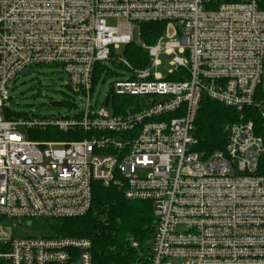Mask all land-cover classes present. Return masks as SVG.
<instances>
[{"label":"built area","instance_id":"1","mask_svg":"<svg viewBox=\"0 0 264 264\" xmlns=\"http://www.w3.org/2000/svg\"><path fill=\"white\" fill-rule=\"evenodd\" d=\"M161 22L163 35L143 44L141 25ZM132 43L147 68L113 57ZM162 55L166 79L154 73ZM109 61L130 77L96 109L107 73L96 70ZM38 66L62 69L69 113L5 119L9 82ZM115 97L130 100L123 114L108 110ZM203 98L241 118L248 108L264 114V0H0V264H93L89 240L15 231L84 217L95 182L152 204L150 264H264V139L241 119L225 126L227 145L203 157ZM49 129L53 140L30 139Z\"/></svg>","mask_w":264,"mask_h":264},{"label":"trees","instance_id":"2","mask_svg":"<svg viewBox=\"0 0 264 264\" xmlns=\"http://www.w3.org/2000/svg\"><path fill=\"white\" fill-rule=\"evenodd\" d=\"M166 23H149L141 25L140 39L149 46L163 35ZM125 59L135 69L149 66L147 52L136 44H129L125 49ZM121 66V65H119ZM122 67V66H121ZM105 67L98 66L97 74ZM179 75L170 77L179 81ZM128 98L115 97L114 113L123 114ZM25 113L13 114L5 111V119L23 117ZM241 118L236 111L221 104L203 98L195 122V151L208 157L228 143L225 126L230 123L252 120L255 132L264 139V114L258 108H248ZM53 129L45 133L30 135L38 141L53 140ZM60 140L67 137L59 136ZM258 175L264 176V155L259 164ZM154 217L152 204L147 201H130L118 186H105L100 182L93 184V205L82 218L53 221L49 224L50 237H70L89 240L92 244L93 264H150L151 246L154 234ZM137 243L138 248L132 246Z\"/></svg>","mask_w":264,"mask_h":264},{"label":"rangeland","instance_id":"3","mask_svg":"<svg viewBox=\"0 0 264 264\" xmlns=\"http://www.w3.org/2000/svg\"><path fill=\"white\" fill-rule=\"evenodd\" d=\"M115 23H117V21L108 20V24ZM125 49L126 46H121L119 49L113 50V57L116 61L119 62L125 59ZM160 61L161 65L154 69V73L166 79L169 77L171 71V58L162 55ZM118 62L109 61L101 65L106 68L107 73H102L99 84L95 86L92 101L93 104L96 105V109L106 105L109 88L114 81L121 78L128 79L130 77L129 73L117 64ZM122 74L123 77L120 76ZM178 78L181 80L180 76H178ZM64 81L62 69L57 66H38L26 69L23 73L18 75L15 80L8 84V92L11 99L7 105L8 111L15 115L28 113L51 118L69 113L68 108L72 102L71 98L73 97L65 87ZM127 101L128 100H126L125 103H127ZM108 110L113 113V100L108 103ZM72 139L76 138L69 137L66 140ZM31 140L36 141L34 139ZM40 140L41 139H39L38 142H43ZM52 222L34 220L33 225L30 227L24 226L22 228L18 226L21 231L16 230L15 233H20L19 235L22 237L49 236L51 235L49 232V224ZM172 264H183V261L173 260Z\"/></svg>","mask_w":264,"mask_h":264},{"label":"water","instance_id":"4","mask_svg":"<svg viewBox=\"0 0 264 264\" xmlns=\"http://www.w3.org/2000/svg\"><path fill=\"white\" fill-rule=\"evenodd\" d=\"M27 224H28V225H31V222H28Z\"/></svg>","mask_w":264,"mask_h":264},{"label":"crops","instance_id":"5","mask_svg":"<svg viewBox=\"0 0 264 264\" xmlns=\"http://www.w3.org/2000/svg\"><path fill=\"white\" fill-rule=\"evenodd\" d=\"M121 77H123V74L122 75H120ZM122 79V78H121Z\"/></svg>","mask_w":264,"mask_h":264}]
</instances>
